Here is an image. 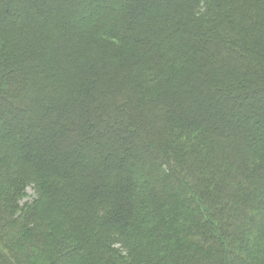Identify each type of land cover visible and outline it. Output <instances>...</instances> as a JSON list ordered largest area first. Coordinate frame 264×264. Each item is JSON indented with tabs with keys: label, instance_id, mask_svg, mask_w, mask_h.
Returning <instances> with one entry per match:
<instances>
[{
	"label": "trees",
	"instance_id": "obj_1",
	"mask_svg": "<svg viewBox=\"0 0 264 264\" xmlns=\"http://www.w3.org/2000/svg\"><path fill=\"white\" fill-rule=\"evenodd\" d=\"M0 264H264V0H0Z\"/></svg>",
	"mask_w": 264,
	"mask_h": 264
},
{
	"label": "rangeland",
	"instance_id": "obj_2",
	"mask_svg": "<svg viewBox=\"0 0 264 264\" xmlns=\"http://www.w3.org/2000/svg\"><path fill=\"white\" fill-rule=\"evenodd\" d=\"M40 20H41V18H40ZM44 21V20H43ZM27 193L29 194V195H34V191H33V189H31V188H29L28 189V191H27Z\"/></svg>",
	"mask_w": 264,
	"mask_h": 264
}]
</instances>
